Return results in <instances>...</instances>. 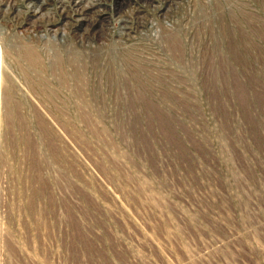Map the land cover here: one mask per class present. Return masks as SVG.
Segmentation results:
<instances>
[{"label": "rangeland", "instance_id": "rangeland-1", "mask_svg": "<svg viewBox=\"0 0 264 264\" xmlns=\"http://www.w3.org/2000/svg\"><path fill=\"white\" fill-rule=\"evenodd\" d=\"M0 264H264V0H0Z\"/></svg>", "mask_w": 264, "mask_h": 264}, {"label": "built area", "instance_id": "built-area-1", "mask_svg": "<svg viewBox=\"0 0 264 264\" xmlns=\"http://www.w3.org/2000/svg\"><path fill=\"white\" fill-rule=\"evenodd\" d=\"M0 134H1V129H0Z\"/></svg>", "mask_w": 264, "mask_h": 264}]
</instances>
